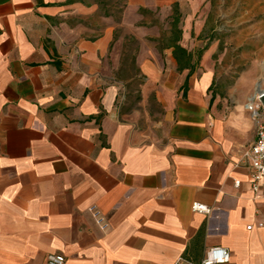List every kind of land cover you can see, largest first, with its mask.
Here are the masks:
<instances>
[{"label": "crops", "instance_id": "0c3cea01", "mask_svg": "<svg viewBox=\"0 0 264 264\" xmlns=\"http://www.w3.org/2000/svg\"><path fill=\"white\" fill-rule=\"evenodd\" d=\"M150 3L126 0L119 25L88 0H0V264H195L214 246L222 264H264L244 159L260 88L213 94L182 35L196 65L178 70L159 32L126 21ZM125 36L143 78L132 110L114 76Z\"/></svg>", "mask_w": 264, "mask_h": 264}, {"label": "rangeland", "instance_id": "374dc122", "mask_svg": "<svg viewBox=\"0 0 264 264\" xmlns=\"http://www.w3.org/2000/svg\"><path fill=\"white\" fill-rule=\"evenodd\" d=\"M88 1L96 2L100 12L113 23H123L126 0ZM158 1L159 6L153 8L141 6L142 11H126V21L134 22L136 33L145 27L159 32L161 37L169 36L176 5L184 46L194 53L198 63L214 70L213 94L239 98L247 92L246 87L254 86L264 91V0ZM122 34L123 29L117 28L115 36ZM161 45L158 43L157 47ZM136 46L135 40L125 36L120 66L114 74L122 83L118 102L125 104L127 110L140 108L138 90L143 78L139 76L135 61L132 62Z\"/></svg>", "mask_w": 264, "mask_h": 264}, {"label": "built area", "instance_id": "2783aa9c", "mask_svg": "<svg viewBox=\"0 0 264 264\" xmlns=\"http://www.w3.org/2000/svg\"><path fill=\"white\" fill-rule=\"evenodd\" d=\"M264 91H258L251 98V108L253 115L257 120L255 130V139L252 145L244 154L246 165L249 169V183L251 190L255 195L262 193L264 195ZM261 111V112H260ZM193 210L209 213L210 209L203 205L194 203ZM89 212L101 231L108 228L106 218L96 209L89 207ZM250 229V226L247 227ZM229 259V253L226 249L220 246L210 247L206 250L204 257L195 264H222ZM65 258L60 254H51L46 258V264H64ZM177 264V263H175Z\"/></svg>", "mask_w": 264, "mask_h": 264}, {"label": "trees", "instance_id": "16d2710c", "mask_svg": "<svg viewBox=\"0 0 264 264\" xmlns=\"http://www.w3.org/2000/svg\"><path fill=\"white\" fill-rule=\"evenodd\" d=\"M143 10V9H139ZM106 16V15H105ZM179 23V15L177 13L176 5L173 7V19L170 24V32L169 36L161 37L158 42H160L161 48H171L172 56L177 62V69H189L192 71L196 65V63H192V54L188 52L186 48L182 47L179 42L181 40L182 31L178 26ZM133 40V39H132ZM199 58V57H198ZM135 61V58L132 57V62Z\"/></svg>", "mask_w": 264, "mask_h": 264}, {"label": "bare ground", "instance_id": "6f19581e", "mask_svg": "<svg viewBox=\"0 0 264 264\" xmlns=\"http://www.w3.org/2000/svg\"><path fill=\"white\" fill-rule=\"evenodd\" d=\"M258 91H263V90H258ZM250 99V98H249Z\"/></svg>", "mask_w": 264, "mask_h": 264}]
</instances>
